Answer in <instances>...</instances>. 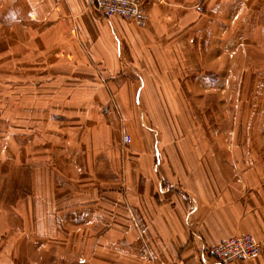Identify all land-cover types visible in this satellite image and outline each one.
I'll return each mask as SVG.
<instances>
[{"label": "crops", "instance_id": "0c3cea01", "mask_svg": "<svg viewBox=\"0 0 264 264\" xmlns=\"http://www.w3.org/2000/svg\"><path fill=\"white\" fill-rule=\"evenodd\" d=\"M145 2L139 29L0 0V264H220L246 234L262 254L229 264H264V156L173 91L259 83L264 0Z\"/></svg>", "mask_w": 264, "mask_h": 264}, {"label": "rangeland", "instance_id": "374dc122", "mask_svg": "<svg viewBox=\"0 0 264 264\" xmlns=\"http://www.w3.org/2000/svg\"><path fill=\"white\" fill-rule=\"evenodd\" d=\"M251 59L254 60V57H248V60L247 58L244 59V67L242 65V68L248 67V62ZM256 60H259L260 72L262 70L264 72V64L262 63L264 57H258ZM10 62L11 58L6 57L3 66L4 63ZM229 65L228 63L226 66L227 70ZM211 66L215 65L211 64ZM246 69L247 72L242 82L240 81L241 83L219 84V80L211 79V82L214 83L212 88L204 86V83L200 81L196 84H175L174 89H172L175 95L177 93L191 103V106L187 107L197 119L195 120L196 128L197 124L200 128L204 127L202 117L206 114L205 116L210 117V121L206 123L205 128L236 129V141L243 143V145L257 147V149H253L262 158L264 156V77H258L259 83L256 84L258 79L256 80L254 74H251L250 67ZM185 76L184 73L179 74V78L182 80ZM127 138L126 136V141Z\"/></svg>", "mask_w": 264, "mask_h": 264}, {"label": "built area", "instance_id": "2783aa9c", "mask_svg": "<svg viewBox=\"0 0 264 264\" xmlns=\"http://www.w3.org/2000/svg\"><path fill=\"white\" fill-rule=\"evenodd\" d=\"M92 7L102 18L119 17L135 24L139 29L148 26L149 16L145 0H92ZM262 252V243L248 234L231 237L210 250L220 264L254 259Z\"/></svg>", "mask_w": 264, "mask_h": 264}]
</instances>
